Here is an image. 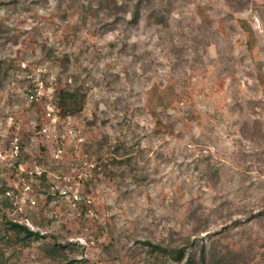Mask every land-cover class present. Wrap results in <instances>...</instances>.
I'll list each match as a JSON object with an SVG mask.
<instances>
[{
    "label": "rangeland",
    "instance_id": "374dc122",
    "mask_svg": "<svg viewBox=\"0 0 264 264\" xmlns=\"http://www.w3.org/2000/svg\"><path fill=\"white\" fill-rule=\"evenodd\" d=\"M42 1L0 7V22L14 36L0 46V60L44 67L57 93L71 76L85 81V107L70 122L84 136L88 163L96 165L131 136L119 126L127 113L132 134L150 150V181L139 188L126 181L120 190L108 172L94 178L93 169H83L78 194L90 204L77 202L81 152L65 146L52 159L63 121L53 123L30 106L22 73L10 71L0 86V151L17 138L30 164L45 171L43 181L31 184L34 204L23 208L31 230L45 239L27 247L0 243V264H138L146 249L134 248L135 240L186 244L195 236L211 254L232 251L242 254V264H264V214L250 217L264 213V0H241L242 8L229 0H174L166 31L143 20L128 32H107L92 20L83 25L85 0ZM204 17L213 22L207 46L197 43ZM40 40L54 49L41 64ZM160 110L177 118L172 135L159 131ZM209 166L218 170L213 179L205 175ZM13 179L0 160V186L11 188ZM15 202L23 205L0 194V234L4 216L19 217ZM52 238L76 246L52 258L46 252Z\"/></svg>",
    "mask_w": 264,
    "mask_h": 264
},
{
    "label": "trees",
    "instance_id": "16d2710c",
    "mask_svg": "<svg viewBox=\"0 0 264 264\" xmlns=\"http://www.w3.org/2000/svg\"><path fill=\"white\" fill-rule=\"evenodd\" d=\"M81 6V22L87 25L90 20L94 25L101 26L107 32H113L123 28L128 32L137 27L143 20L151 26H156L166 31L169 27V18L173 9L174 0H85ZM42 0H33L35 5L42 4ZM232 7H245L246 4L241 0H229ZM12 6L16 8L18 0H0V7ZM212 20L204 17L198 30L197 43L199 45H209L214 37L212 32ZM14 41L12 30L0 22V46L4 47ZM39 59L38 63L50 61L54 55V49L47 42L40 40L38 44ZM126 46L123 45L121 51L125 53ZM10 71L22 73L16 60H0V86ZM71 83L56 94L55 106L58 109L57 116L60 120H66L79 116L83 111L88 88L85 81L69 77ZM21 86L24 92L28 86V81L22 73ZM32 107H39L37 104H31ZM187 116L193 118L192 107H187ZM177 118L160 110L156 116V124L159 131L172 135L176 129ZM119 126H127L128 133L108 148L105 158L98 157L97 164L92 173L94 178L99 171L108 172L110 176L118 181V188L125 187L126 181L136 188L148 183L151 160L149 158L150 150L141 146V140L131 132L132 123L128 120L127 113L123 114ZM21 159H27L24 155V146L20 143ZM218 170L212 166L206 170L205 175L213 179ZM44 180V175L39 178ZM7 191L6 185L0 186V194L4 195ZM264 213L251 212V218H256ZM207 230H202L201 234L207 235ZM204 236V237H205ZM45 239L44 235L34 232L25 225L18 224L4 216L1 221L0 243H7L11 246L27 247L32 241ZM50 248L46 251L52 258H62L63 253L76 244H61L56 238H52ZM134 248L146 249V253L138 264H242L243 257L240 253L226 251L221 253L215 249L216 254H211L210 249L205 244L204 239L195 236L190 242L180 244L155 243L148 240H135ZM112 247V246H111ZM110 249L107 248L108 251ZM3 254L0 252V261ZM65 264H86L84 260H67Z\"/></svg>",
    "mask_w": 264,
    "mask_h": 264
},
{
    "label": "built area",
    "instance_id": "2783aa9c",
    "mask_svg": "<svg viewBox=\"0 0 264 264\" xmlns=\"http://www.w3.org/2000/svg\"><path fill=\"white\" fill-rule=\"evenodd\" d=\"M20 68L25 79L28 81V86L25 90V98L27 103L29 105L37 104L43 111L45 118L51 122L56 123V121H59L60 119L57 116L58 109L56 108L54 102L57 94L55 90L57 85L56 78L53 76V74H49L47 70L41 66L22 63ZM62 125L63 132L59 133L58 135H53L56 146L51 157L53 160L60 159L64 153L65 146H70L74 153L77 151L81 152V158L83 160L82 171L77 172L75 175L74 197L77 202L90 204V200L84 196H79L78 193L83 186L82 183L88 174L86 171L89 169H94L96 165L93 163H88L86 160L87 147L85 146V139L81 130L79 128L73 127L71 125L70 119L63 120ZM53 130H55V128H53ZM47 131H49V128H41V133L45 134ZM0 160L4 163L6 168L10 171L11 176L14 178L11 188L7 189L5 195L12 200L15 199L20 203H23L22 206L18 205L17 202L14 203V213L19 215V217L11 218L10 220L32 229L28 220L25 218L23 208L27 203L30 205L34 204L33 198L28 196V194L33 191L31 184L42 177L45 174V171L41 166L30 164L29 160L27 159H21L20 142L17 138L10 141L4 152L0 151ZM83 169L87 170L84 171ZM62 180L66 184H70L72 182L70 176H62ZM24 196H26V199Z\"/></svg>",
    "mask_w": 264,
    "mask_h": 264
}]
</instances>
